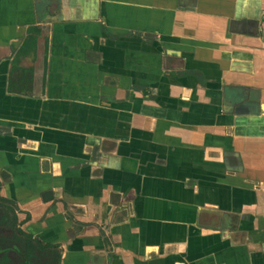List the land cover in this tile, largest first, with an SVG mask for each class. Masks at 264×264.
Instances as JSON below:
<instances>
[{"label": "crops", "instance_id": "crops-1", "mask_svg": "<svg viewBox=\"0 0 264 264\" xmlns=\"http://www.w3.org/2000/svg\"><path fill=\"white\" fill-rule=\"evenodd\" d=\"M1 200L59 264H264V0H0Z\"/></svg>", "mask_w": 264, "mask_h": 264}, {"label": "trees", "instance_id": "trees-1", "mask_svg": "<svg viewBox=\"0 0 264 264\" xmlns=\"http://www.w3.org/2000/svg\"><path fill=\"white\" fill-rule=\"evenodd\" d=\"M36 33L37 30L33 28L18 55L35 46ZM0 232L9 233L6 237L0 234V264H59L57 247L42 243L25 233L19 227L14 208L1 202Z\"/></svg>", "mask_w": 264, "mask_h": 264}, {"label": "rangeland", "instance_id": "rangeland-1", "mask_svg": "<svg viewBox=\"0 0 264 264\" xmlns=\"http://www.w3.org/2000/svg\"><path fill=\"white\" fill-rule=\"evenodd\" d=\"M1 203H4L3 201H0ZM5 204V203H4ZM1 231H3V230H1ZM0 234L2 235V236H9V233H7V232H0Z\"/></svg>", "mask_w": 264, "mask_h": 264}]
</instances>
